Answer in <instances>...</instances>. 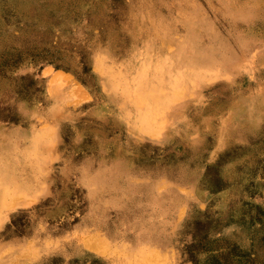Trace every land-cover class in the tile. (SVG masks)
<instances>
[{
	"label": "rangeland",
	"instance_id": "1",
	"mask_svg": "<svg viewBox=\"0 0 264 264\" xmlns=\"http://www.w3.org/2000/svg\"><path fill=\"white\" fill-rule=\"evenodd\" d=\"M0 159V264L250 247L264 0H0Z\"/></svg>",
	"mask_w": 264,
	"mask_h": 264
},
{
	"label": "trees",
	"instance_id": "2",
	"mask_svg": "<svg viewBox=\"0 0 264 264\" xmlns=\"http://www.w3.org/2000/svg\"><path fill=\"white\" fill-rule=\"evenodd\" d=\"M246 205L254 207L259 212L264 211L263 204L247 202ZM251 224L259 222L260 226L257 228L261 230L263 234L257 238H253L250 243V247L242 248L238 244L227 242L223 245H218V240L209 239V233L206 236H202L195 243L190 245L188 250V256L192 261V264H264V220L261 217L251 218ZM18 230L24 223L22 218L17 217L11 222ZM216 243L218 246H212V243ZM199 245L200 249L194 246ZM213 247V248H212ZM207 253L203 258L199 257V253Z\"/></svg>",
	"mask_w": 264,
	"mask_h": 264
},
{
	"label": "bare ground",
	"instance_id": "3",
	"mask_svg": "<svg viewBox=\"0 0 264 264\" xmlns=\"http://www.w3.org/2000/svg\"><path fill=\"white\" fill-rule=\"evenodd\" d=\"M0 182H1V159H0Z\"/></svg>",
	"mask_w": 264,
	"mask_h": 264
}]
</instances>
